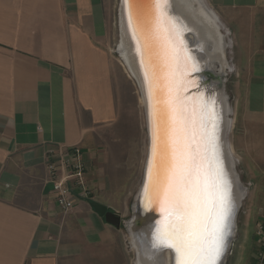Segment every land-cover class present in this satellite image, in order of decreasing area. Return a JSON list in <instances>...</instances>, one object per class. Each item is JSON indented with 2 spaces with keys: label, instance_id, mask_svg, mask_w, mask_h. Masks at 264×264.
Returning <instances> with one entry per match:
<instances>
[{
  "label": "crops",
  "instance_id": "1",
  "mask_svg": "<svg viewBox=\"0 0 264 264\" xmlns=\"http://www.w3.org/2000/svg\"><path fill=\"white\" fill-rule=\"evenodd\" d=\"M245 33L246 151L264 162V0H209ZM111 0H0V264H108L120 230L90 206L114 207L102 143L118 98ZM78 146L89 199L62 212L49 148ZM253 261V259H252Z\"/></svg>",
  "mask_w": 264,
  "mask_h": 264
},
{
  "label": "snow or ice",
  "instance_id": "2",
  "mask_svg": "<svg viewBox=\"0 0 264 264\" xmlns=\"http://www.w3.org/2000/svg\"><path fill=\"white\" fill-rule=\"evenodd\" d=\"M125 4L149 98L151 155L143 199L146 210L160 213L151 248L171 249L175 264H219L234 201L220 152L216 100L209 103L200 94L189 107L179 95L181 49L170 34L181 25L171 0ZM184 59H190L187 53Z\"/></svg>",
  "mask_w": 264,
  "mask_h": 264
},
{
  "label": "rangeland",
  "instance_id": "3",
  "mask_svg": "<svg viewBox=\"0 0 264 264\" xmlns=\"http://www.w3.org/2000/svg\"><path fill=\"white\" fill-rule=\"evenodd\" d=\"M217 19L224 38L226 69L214 66L212 79L222 84L228 114L224 144L234 166L243 197L234 217L233 235L221 264H252L257 250L255 224L264 212V162L251 160L246 151V129L242 119L244 104L246 49L245 33L233 25V18L216 10L209 0H201ZM119 0H111L109 10V46L118 98L116 121L103 134L102 143L107 154V169L113 186L114 207L120 211L124 228L120 229L118 245L109 251L108 264H135L130 244L133 220V200L139 187L146 154V129L142 105L134 81L127 73L118 54ZM217 71V72H216ZM218 76V77H216ZM133 230V229H132Z\"/></svg>",
  "mask_w": 264,
  "mask_h": 264
},
{
  "label": "bare ground",
  "instance_id": "4",
  "mask_svg": "<svg viewBox=\"0 0 264 264\" xmlns=\"http://www.w3.org/2000/svg\"><path fill=\"white\" fill-rule=\"evenodd\" d=\"M171 12L174 16L179 18L180 25L182 27L178 26V33L172 32L170 35L177 42L178 45H181V43L183 44V42L185 43V47L183 48L184 54L187 53L189 56H191L195 63L202 69L212 67L213 63H217L218 67L220 68L219 72L223 74L222 71L226 67L224 57L225 44L224 38L221 35L219 26L217 24V19L213 15V13L206 8V6L201 0H171ZM118 24V54L127 73L135 83V86L138 91L139 100L142 105L144 123L146 122L145 115L147 113L148 126L150 132L147 81L144 76V68L141 65L140 57L136 50L137 45L132 39L131 31L128 28L126 4H123L121 9H119ZM180 49L182 50L181 47ZM184 54L182 53L180 56L181 65H187L189 61V59H184ZM189 62L191 63V61ZM190 66L192 67L193 64H191ZM221 84V82L212 83V86L209 91H207V93L205 91L203 98L206 99L209 103L211 102L212 97H214L216 100L215 110L219 116L218 134L220 152L221 157L224 161L225 170L232 185L234 217V214L237 211L240 205V201L243 197V192L239 187V183L234 171V166L227 152V146L224 144V137L226 133L225 131L227 128L226 118L228 114V106ZM200 99V94H194V96H192L189 101L192 106H194L199 103ZM233 217L231 221V234L228 237V243L229 239L233 235L232 233L234 230ZM145 241L143 240L142 242V240L138 239L135 233H132L130 235V244L136 256L135 264H172V254L170 251L162 253L160 252V250H148L149 248L144 245ZM151 241L152 239H149V242L147 243L151 244Z\"/></svg>",
  "mask_w": 264,
  "mask_h": 264
},
{
  "label": "water",
  "instance_id": "5",
  "mask_svg": "<svg viewBox=\"0 0 264 264\" xmlns=\"http://www.w3.org/2000/svg\"><path fill=\"white\" fill-rule=\"evenodd\" d=\"M125 0H119V8H118V16H119V9L123 6ZM150 0H145V3H149ZM125 7V6H124ZM127 9V7H126ZM119 26V24H118ZM187 34V33H186ZM172 42L178 47L182 48L180 52V56L183 53L184 54V47L185 43H181V45H178L177 42L173 39L171 36ZM198 54V53H197ZM191 63L188 61L187 65H181L179 63L178 69L180 73V81L177 85L178 90H179V95L183 99L184 103L187 104L189 107L192 106L190 103V98L194 96V94H203L207 93L209 89L212 86V83H216L219 81L212 79V69L214 66H217V63H213L212 67H207V68H201L199 67L193 58L189 56ZM193 64L191 67L190 65ZM219 76H222V73L219 72ZM218 77V76H216ZM227 103V101H226ZM149 108V106H148ZM150 110V109H149ZM145 129H146V154H145V160H144V165H143V170H142V177L141 181L139 184V187L137 189V192L135 194L134 200H133V220L132 224L135 225L134 228L131 229L130 234L135 233L137 235L138 239L145 241V246L149 248L148 250H153L151 249V244H148L149 239H152V230L154 226L156 225L157 221L160 219V213L158 210H146L145 208V201L143 199L144 193H145V186L147 184V168H148V161L150 159L151 155V135L149 132V126H148V119H147V113L145 115ZM91 208L94 210V212L99 215L100 217L104 218L105 222L110 225L111 227L115 228L116 230H120L121 227L124 228V224L121 220L120 215L111 210L110 208H107L106 206H103L101 204H98L96 202H90ZM236 214V212H235ZM234 214V217H235ZM234 217H233V225H234ZM230 241V239H229ZM158 251V250H155ZM171 252V261L172 264H175V259H174V253L171 249H160V252ZM226 252V251H225ZM225 255V253H224ZM223 257L220 260V263L222 262Z\"/></svg>",
  "mask_w": 264,
  "mask_h": 264
},
{
  "label": "built area",
  "instance_id": "6",
  "mask_svg": "<svg viewBox=\"0 0 264 264\" xmlns=\"http://www.w3.org/2000/svg\"><path fill=\"white\" fill-rule=\"evenodd\" d=\"M45 164L56 205L62 212H69L76 198L89 199L91 194L85 181L86 166L80 147L75 146L67 151L49 148ZM254 237L257 250L252 264H264V212L255 224Z\"/></svg>",
  "mask_w": 264,
  "mask_h": 264
}]
</instances>
